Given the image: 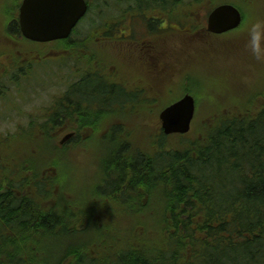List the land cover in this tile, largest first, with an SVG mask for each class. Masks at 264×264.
I'll use <instances>...</instances> for the list:
<instances>
[{"label": "trees", "instance_id": "1", "mask_svg": "<svg viewBox=\"0 0 264 264\" xmlns=\"http://www.w3.org/2000/svg\"><path fill=\"white\" fill-rule=\"evenodd\" d=\"M14 1L0 0V8L10 12ZM221 3L235 5L242 23L206 40H234L262 18L256 8L264 0L170 2L185 17ZM244 92L213 109L195 99L187 135L159 129L163 92L156 103L126 110L121 125L71 124L78 137L64 145L50 134L53 125L22 127L21 143L1 145L14 152L0 153V264H264V88ZM34 131L47 146L33 165L26 144L36 142L26 134ZM96 139H108L113 155L81 209L51 155Z\"/></svg>", "mask_w": 264, "mask_h": 264}, {"label": "flooded vegetation", "instance_id": "2", "mask_svg": "<svg viewBox=\"0 0 264 264\" xmlns=\"http://www.w3.org/2000/svg\"><path fill=\"white\" fill-rule=\"evenodd\" d=\"M22 1L10 12L0 8V104L27 106L31 92L49 91L45 104L23 116L26 124L53 125L58 142L77 140L71 124L121 125L126 110L156 103L159 92L171 90L174 40L206 37L201 14L185 17L178 8L175 16L172 0H83L85 11L65 37L37 42L21 31ZM197 21L202 26L192 31Z\"/></svg>", "mask_w": 264, "mask_h": 264}, {"label": "rangeland", "instance_id": "3", "mask_svg": "<svg viewBox=\"0 0 264 264\" xmlns=\"http://www.w3.org/2000/svg\"><path fill=\"white\" fill-rule=\"evenodd\" d=\"M256 10L262 17L260 21L252 28L248 27L247 32L234 40H205L198 34L189 40H174L177 49L173 53L175 68L170 79L171 90L161 94L159 106H166L169 102L180 98L188 88L193 92L198 104L202 101L207 102L211 105V109L237 101V98L245 93L244 90L256 91L264 88V7ZM205 14V9H202V17H205ZM173 28L174 32L178 30V27ZM179 31L187 33L188 29L183 26ZM179 47H183L181 52ZM30 95L27 106L19 101L15 105L8 100L1 103L6 104V107L0 109V153L7 150L1 145L21 143L24 135L21 126H28L23 112H27L28 107L45 104L48 101L49 91H40L37 94L31 92ZM35 132L26 134L30 140L34 138L33 142H36L33 145L32 142L26 144L30 153L26 160L31 159L33 165L43 153L46 154L47 146L46 142L37 139ZM145 136L146 140L152 138V135L145 134ZM132 137L131 142L135 141L134 135ZM111 148L108 139H96L88 142L79 151L51 155L57 157L54 159L59 163L61 180L71 183L73 189L78 192L75 198L80 200L78 207L81 209L86 208L84 207L86 197L88 200L91 184L94 183L96 186L95 181L100 176L104 161L113 155ZM7 151L13 153L14 149L10 148ZM20 151L21 149L18 150ZM114 151L120 152L121 149L118 147ZM43 157L39 160L43 161ZM118 207L127 210L122 203ZM106 235L110 236L111 230H107ZM101 237L103 236L100 234L98 238ZM57 252V248L51 251V253Z\"/></svg>", "mask_w": 264, "mask_h": 264}, {"label": "water", "instance_id": "4", "mask_svg": "<svg viewBox=\"0 0 264 264\" xmlns=\"http://www.w3.org/2000/svg\"><path fill=\"white\" fill-rule=\"evenodd\" d=\"M85 11L83 0H23L19 20L23 35L33 41L46 42L65 37ZM242 22L237 7L222 3L206 16V30L222 34L236 29ZM194 98L186 94L159 113L164 134H185L194 116ZM66 135L61 142H64Z\"/></svg>", "mask_w": 264, "mask_h": 264}]
</instances>
